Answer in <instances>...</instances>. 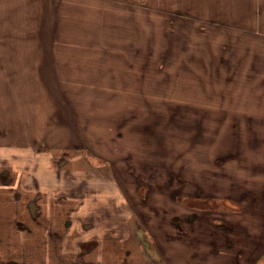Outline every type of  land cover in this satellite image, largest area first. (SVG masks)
<instances>
[{
    "label": "rangeland",
    "instance_id": "rangeland-1",
    "mask_svg": "<svg viewBox=\"0 0 264 264\" xmlns=\"http://www.w3.org/2000/svg\"><path fill=\"white\" fill-rule=\"evenodd\" d=\"M0 114L55 199L152 255L197 209L260 216L264 0H0Z\"/></svg>",
    "mask_w": 264,
    "mask_h": 264
},
{
    "label": "crops",
    "instance_id": "crops-1",
    "mask_svg": "<svg viewBox=\"0 0 264 264\" xmlns=\"http://www.w3.org/2000/svg\"><path fill=\"white\" fill-rule=\"evenodd\" d=\"M3 116L0 114V127H4ZM25 135L22 141L28 144L38 139L30 133ZM5 140L0 136V173L5 171L10 178L0 179V239L24 246L3 252L5 259L14 256L23 264H231V249L241 244V253L237 254L239 261L234 264H263L259 261L264 256V213L247 216V211L232 214L220 209L196 208L197 212L206 215L192 216L189 222L186 220L184 227L176 226V230H181L182 234L179 241L166 235L168 238H163L166 242L164 250L160 241L164 233L158 235V256L150 253L134 228H120L119 221L116 225L105 223L96 214L95 217H86L73 209V222L69 227L62 225L63 219L60 217L46 214L51 224L48 222L39 226L32 219L36 205L30 202L27 206L22 199L30 198L35 193L42 194L39 197L41 207L46 213L53 212L47 203L55 198L52 187L56 185L59 172L48 168L47 163L52 162L49 151L45 154L30 145L8 148ZM45 164L46 167L43 166ZM16 178L19 184L15 183ZM15 190L22 193L18 202L11 196ZM259 200L260 206L264 207V191ZM19 221L25 223L26 227H18L16 223ZM55 232L60 236L55 237ZM93 238L100 241L99 246L82 252L78 243ZM121 253L124 254L122 258ZM158 257L163 258L164 262Z\"/></svg>",
    "mask_w": 264,
    "mask_h": 264
},
{
    "label": "flooded vegetation",
    "instance_id": "flooded-vegetation-1",
    "mask_svg": "<svg viewBox=\"0 0 264 264\" xmlns=\"http://www.w3.org/2000/svg\"><path fill=\"white\" fill-rule=\"evenodd\" d=\"M8 178H10L9 174H6L5 171L0 173V179L7 180ZM68 189L70 190L69 187H68ZM11 196L15 201L18 202L21 200L22 193L20 191L15 190L12 192ZM41 196H42V194L38 195L37 193H35L30 198H27L25 200L22 199L23 203H25V205H27V206H28V204H30V202L36 205V207L34 209L35 214L32 217V219L35 220L38 223V225L40 226L42 224H46V223L50 222V218H47L48 216L46 214L52 213L51 215H56L57 217H60L61 214H65L64 216L62 215V217H60L63 219L62 225L65 227H69L73 222V219L71 216L73 213V208L75 206H72L73 203H71L70 199H68V196L66 195L65 198H62L59 195V197L57 199L54 198L53 201H49L47 204L49 205V209L53 210V212H51V213H46L44 211L43 207H41L42 204L40 205V203H39V201H40L39 197H41ZM66 207H68V208H66ZM74 212H75V210H74ZM51 215H49V216H51ZM96 216L100 217V213H96ZM50 224H51V222L49 223V225ZM16 225L18 227H21V228L26 227V224L23 223L22 221H19L18 223H16ZM54 235H55V237L60 236V234H58L57 232H55ZM99 242L100 241L98 239L93 238L89 241H81L80 243H78V246L81 248L82 252L91 251L94 248L99 246ZM44 244H46V243H44ZM23 247L24 246L22 243H20V244L18 242L11 243L7 239H0V264H23V263H21V261H17V259L14 256L13 257L10 256L7 259H5L3 256V252H5V251L8 252V251H11L12 249L18 250V249L23 248Z\"/></svg>",
    "mask_w": 264,
    "mask_h": 264
}]
</instances>
